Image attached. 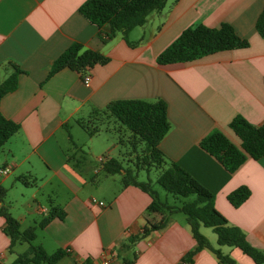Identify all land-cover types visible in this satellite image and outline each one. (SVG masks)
<instances>
[{
    "label": "crops",
    "instance_id": "1",
    "mask_svg": "<svg viewBox=\"0 0 264 264\" xmlns=\"http://www.w3.org/2000/svg\"><path fill=\"white\" fill-rule=\"evenodd\" d=\"M85 1L0 0V82L13 70L11 61L24 70L17 89L6 94L0 106L7 118L21 124L0 150V168L10 167L7 175L0 174V187L5 189L0 199V264L12 263L29 247L28 242L11 247L3 208L20 221L22 230L37 225L55 208L64 213V218L55 216L38 227L35 239L49 253L66 251L55 264H82L87 259L105 264L107 252H112L108 264H125L124 256L131 253L136 256L132 264H187V254L198 244L187 218L159 211L147 214L151 196L136 185L125 186L121 174L107 172L97 159L101 153L96 163L85 164L81 171L69 162L70 134L73 138L80 119L112 101L134 98L166 101L171 127L160 148L213 193L217 209L264 252V156L249 157L231 173L200 145L214 129L239 144L230 128L237 115L254 125L264 124V37L256 28L264 0H168L144 25L130 31L129 41L119 33L108 43L100 40V27L81 12ZM223 22L233 25L249 46L189 62H157L158 54L187 27H219ZM76 42L109 57L88 69L90 86L83 74L68 67L48 78L55 59ZM95 135H89L92 144ZM121 146L125 145H105L104 156L116 157L118 150L117 157H123ZM23 175L26 182L19 179ZM242 185L251 195L236 207L228 195ZM17 197L25 209L15 213L10 199ZM163 220L166 226L137 240L130 255L121 252L130 236ZM209 230L201 228L218 246L217 235ZM222 249L241 264H255L239 248ZM190 264L219 262L204 248Z\"/></svg>",
    "mask_w": 264,
    "mask_h": 264
},
{
    "label": "trees",
    "instance_id": "2",
    "mask_svg": "<svg viewBox=\"0 0 264 264\" xmlns=\"http://www.w3.org/2000/svg\"><path fill=\"white\" fill-rule=\"evenodd\" d=\"M167 1L86 0L80 10L100 27L98 36L103 43H108L119 33L129 41L130 31L144 25L149 15L163 9ZM107 25L108 29H105ZM256 28L264 37V7L257 19ZM249 44V40L241 38L233 25L228 22H223L219 27L199 24L184 29L158 54L157 62L159 64L189 62L218 51L247 47ZM108 60L109 57L101 51L84 48L82 43L76 42L55 59L48 78L67 67L84 75L89 68L96 64H104ZM11 64L13 70L0 82V106L2 98L17 89L19 75L24 72L18 63L11 61ZM78 123L91 136L103 130V126L107 123L120 124L130 131L127 139H124L125 134L120 135L122 143L128 141L131 144L126 145L129 147L123 157H107L102 162L103 168L109 173L121 174L125 186L136 185L151 196L152 202L146 209L147 214L159 211L168 216L176 213L186 215L198 243L197 247L187 254L185 259L187 264H190L192 257L204 248L215 253L219 264H241L230 253L224 252L222 246L239 248L252 258L255 264H264V252L253 246L246 233L239 226L231 224L217 209L213 193L202 186L183 166L170 159L160 148L161 140L171 127L165 100L150 101L140 98L115 100L102 109H95L88 118H82ZM20 128L21 124L7 118L0 108V150ZM230 128L240 140L239 144L229 138L224 131L214 129L201 139L200 145L233 173L249 157L260 159L264 156V124L254 125L244 116L237 115L230 122ZM70 136L74 143L71 134ZM72 149L73 153L69 156V162L81 171L82 167L91 160L82 146L74 143ZM125 155L129 159H126ZM131 160L133 163L128 162ZM152 168L159 170L156 182L168 194H171L172 201L168 196L162 199L151 179H139L141 169L150 171ZM27 178V175L19 177L23 182H26ZM250 195V188L242 185L229 193L228 198L234 206L238 207ZM4 196L5 189L0 187V199L4 200ZM2 212L7 219L5 232L11 238V247L17 242L29 243L28 249L18 254L10 264H42L43 262L55 264L66 254L62 248L49 253L44 246L35 243L38 227H45L55 216L64 218L63 212L55 208L37 225H31L24 230L21 229L20 221L6 208H3ZM166 224L167 220H163L146 225L141 233L129 237L121 252H127L130 255L129 251L137 240L146 237L152 230L163 228ZM203 226L213 228L217 235L218 246H213L209 238L201 231ZM131 255V257L124 256L125 264H132L135 261L136 256L132 253ZM82 264L93 263L91 259H87Z\"/></svg>",
    "mask_w": 264,
    "mask_h": 264
},
{
    "label": "rangeland",
    "instance_id": "3",
    "mask_svg": "<svg viewBox=\"0 0 264 264\" xmlns=\"http://www.w3.org/2000/svg\"><path fill=\"white\" fill-rule=\"evenodd\" d=\"M72 134H73V138H74V143L77 145L78 144L82 145V148L87 152L88 157L90 158L92 163H96V157L98 156L99 153H101L103 155L106 154L104 151L105 145H125V146L119 147L120 150H122L123 152H126L128 147H129V146L127 147L126 145H131L130 143H128V141H125L123 143L120 141V135L121 134H125L124 139H127V135L130 134V131L128 129H126V127L120 126V124H114V123L113 124H110V123L105 124L103 126V131L94 136L95 138L93 140V144H92V140H91L90 136L88 135V133L83 128H81L80 126H76L74 131H72ZM74 143H71V147H72V145H74ZM91 145H94V147H93L94 151H93ZM114 154L116 157L121 156L118 153V150H116L114 152ZM125 158L129 159V157H127L126 155H125ZM133 160L128 161V162L133 163ZM158 174H159V170L155 169V168H152L150 171H148L146 169H141L139 171V179L140 180L151 179L153 184H154V187L161 194L162 199L164 200L168 196L170 201H172L173 198H172L171 194H168L156 182ZM12 192L15 194V196H19V191H17V189H13ZM41 198H42V196H41ZM21 199H20V197L10 199L14 208H15V211H14L15 213L20 211L21 209L22 210L25 209V208L23 209L24 205L21 204L23 199L22 200ZM176 216L186 218V215L183 213H178V215H176ZM209 229H210L209 233H212L213 235L216 234L214 232V230H212L213 228L209 227ZM236 251H238V250H236ZM12 255L15 256V253H13Z\"/></svg>",
    "mask_w": 264,
    "mask_h": 264
},
{
    "label": "built area",
    "instance_id": "4",
    "mask_svg": "<svg viewBox=\"0 0 264 264\" xmlns=\"http://www.w3.org/2000/svg\"><path fill=\"white\" fill-rule=\"evenodd\" d=\"M83 78H84L85 85L86 86H90L91 82H92V78H93L92 74L89 73V72H86L84 74ZM97 159H98L99 162H103L106 159V157L104 155H101ZM9 172H10V167L0 168V174H2V175H7ZM93 202H97L100 205H104L103 201H98L97 199H93ZM111 255H112V252H107V253L103 254V261H104L105 264L109 263Z\"/></svg>",
    "mask_w": 264,
    "mask_h": 264
}]
</instances>
